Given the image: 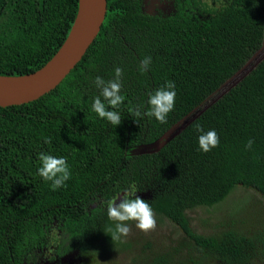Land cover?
I'll return each mask as SVG.
<instances>
[{"label":"trees","instance_id":"trees-1","mask_svg":"<svg viewBox=\"0 0 264 264\" xmlns=\"http://www.w3.org/2000/svg\"><path fill=\"white\" fill-rule=\"evenodd\" d=\"M174 9L148 13L142 0H108L100 33L55 89L0 106V264L35 263L54 223L64 251L94 250L106 264H118V252L126 253L122 264H264V55L221 92L264 45V0H174ZM77 10L78 0H0V74L46 64ZM116 67L125 99L109 110L119 113L118 126L92 111L95 78L114 79ZM169 80L176 97L165 123L130 113L147 111L149 95ZM211 97L159 150L134 152ZM197 124L219 136L207 153L199 150ZM40 153L66 158V187L52 191L37 174ZM133 185L158 216L156 228L168 223L178 235L158 240L136 230L112 241L116 222L105 202ZM239 188L244 198L232 203ZM197 208L209 215L202 224L210 232L192 224ZM127 224L132 232L135 222Z\"/></svg>","mask_w":264,"mask_h":264},{"label":"clouds","instance_id":"clouds-1","mask_svg":"<svg viewBox=\"0 0 264 264\" xmlns=\"http://www.w3.org/2000/svg\"><path fill=\"white\" fill-rule=\"evenodd\" d=\"M150 64V56L143 58L139 64V71L141 73L148 71ZM114 71L115 77L112 80L105 81L100 76L95 78L94 83L100 90V95L94 98L92 111L99 118L118 126L121 123L119 113L109 109H118L124 102L125 97L121 95L123 69L116 67ZM175 87L174 81H166L164 86L149 95L147 111L141 112L139 107H137L136 109H129L130 113L137 118H143L144 116L154 117L159 123H165L168 114L175 107ZM101 97H103V100ZM196 130L201 133L198 137V146L202 152L207 153L219 145V136L215 130L205 132L199 124L196 125ZM49 142V140H45V143ZM253 143L254 141L250 139L246 143L245 148L251 149ZM38 159L41 166L38 168L37 174L45 182H50V189L56 191L61 187H66V182L71 179V171L66 158L40 153ZM136 192L133 185L131 190L123 195L119 203H116V201L105 202L108 219L116 222L115 229H110L112 241L119 240L121 236L129 234L130 228L127 224L129 221H134L135 227L145 234L155 230L157 226L155 214L150 204L135 196Z\"/></svg>","mask_w":264,"mask_h":264},{"label":"water","instance_id":"water-1","mask_svg":"<svg viewBox=\"0 0 264 264\" xmlns=\"http://www.w3.org/2000/svg\"><path fill=\"white\" fill-rule=\"evenodd\" d=\"M107 10L108 0H78L77 14L68 36L46 64L31 73L0 74V106L28 103L55 89L81 61L97 38L105 21ZM182 121L184 120L174 124L155 142L142 144L134 152L147 153L159 150L176 134L172 132L177 130ZM187 124L185 121L183 128ZM163 138L165 140L161 141ZM156 143L158 144L155 145ZM140 195L146 197L145 193Z\"/></svg>","mask_w":264,"mask_h":264},{"label":"flooded vegetation","instance_id":"flooded-vegetation-1","mask_svg":"<svg viewBox=\"0 0 264 264\" xmlns=\"http://www.w3.org/2000/svg\"><path fill=\"white\" fill-rule=\"evenodd\" d=\"M142 8L148 13L162 12L164 14L175 10L174 0H142ZM120 200L121 196L117 198V202ZM48 232L49 242L42 249H39L36 262L30 264H106L108 262L107 259L98 254L96 258L93 253L88 255L89 257H82L86 252L93 250L82 251L74 247L64 251V248L61 247L62 241L58 239L62 236V231L57 223H54ZM80 259L83 260V263L79 261Z\"/></svg>","mask_w":264,"mask_h":264},{"label":"rangeland","instance_id":"rangeland-1","mask_svg":"<svg viewBox=\"0 0 264 264\" xmlns=\"http://www.w3.org/2000/svg\"><path fill=\"white\" fill-rule=\"evenodd\" d=\"M211 7H214V6L211 5ZM263 55H264V45H263V47L259 51H257L255 53V55L253 56V58L248 62L246 68H244L236 76L232 77L231 79H229L228 81L225 82V84L223 85V87L221 89V92L223 93V92L227 91L231 86L235 85V83H237V81L239 80V78L244 73H246L248 70H250V68L253 67L257 63V61L262 58ZM211 99H212V97L211 98H208L205 101V104L204 105H199V106L195 107L194 110L187 117H184L183 119H181V120H184V121H182L180 123V126L177 127V130H179L180 128H183V126L185 125V121H186V124L189 123L199 112H201L204 109L205 105L208 104L209 103V100L211 101ZM177 130H175V131L173 130L172 134L177 133ZM163 140H165V139L163 138L161 141H163ZM157 144L158 143H156L155 145H157ZM144 149H148V148H145L144 147ZM243 198H244L243 189L239 188V189H237V191L232 196V203H234V202L235 203H239ZM242 202L244 203V201H242ZM258 202H259L258 199H255L254 201H253V199L252 200L250 199V201L247 202V204H254V203H258ZM189 214L191 216L192 224L198 230L205 231V232H210V229L209 228L205 229L204 226H203V224H202L203 219L205 217H209V215L202 214L200 208H197L196 210L190 211ZM155 218L158 219V216H155ZM169 226L170 225L167 223L166 226L163 229L162 228H155V230L150 231L147 234L141 232L139 229H137L135 227V229L132 228L134 232L133 231L132 232H129L128 237L129 236L131 238L134 237L135 236V232L137 230V231H140L142 233V236H146V237H150L151 236L150 237L151 239H158V240H160L162 237H167L168 239H170V236L171 237H174L175 235H178V233L176 232L177 230L175 228L172 229V227H171L172 225L170 227ZM171 230H175V232L171 233ZM125 251H127V250H125ZM91 253H93V255L96 258L98 257V255H100L99 252H95L93 250L91 252H86L84 254L85 256L83 255L82 257H89L88 255H91ZM107 255H109V254H107ZM124 255H126V253H124V252H118V253L115 254V258L117 259V261H118L117 263L118 264L125 263L128 260L127 257H125ZM79 261H82V263H83V260L82 259H80Z\"/></svg>","mask_w":264,"mask_h":264}]
</instances>
